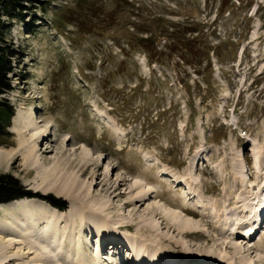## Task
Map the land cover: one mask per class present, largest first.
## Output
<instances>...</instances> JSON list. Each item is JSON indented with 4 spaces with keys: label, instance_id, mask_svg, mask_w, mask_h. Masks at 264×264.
<instances>
[{
    "label": "rangeland",
    "instance_id": "obj_1",
    "mask_svg": "<svg viewBox=\"0 0 264 264\" xmlns=\"http://www.w3.org/2000/svg\"><path fill=\"white\" fill-rule=\"evenodd\" d=\"M29 1L26 11L1 17L7 43L21 54L11 62V90L0 95L14 110L6 129L9 136L0 144V174L11 175L36 195L33 187L40 184V171L29 166L24 153L34 143L45 164L66 157L73 167L87 169L82 179L92 184L91 191L82 189L80 197L110 200V220L119 214L132 220L120 230L160 241L178 263L218 264L227 259L218 257L226 247L233 264H244L231 246L236 240L242 242V257L264 264V217L249 244L230 234L237 221L242 224L249 217L242 204L255 206V199L264 198V0ZM153 17L161 23H148ZM166 33L169 38L195 39L186 59L172 52L177 41ZM144 37L152 41L141 44ZM32 112L46 133L20 147L29 138L22 125ZM101 113L122 133L115 134ZM254 143L262 149L259 176L250 165ZM84 148L92 158H80ZM11 150L6 160L5 152ZM145 153L156 159L151 166ZM192 161L196 187L206 195L204 206L184 205V186L157 172L164 166L182 174ZM234 174L242 182H234ZM138 177L152 181L156 191L132 205L129 192ZM48 195L64 201L67 211V200ZM35 197L55 212H65L45 196ZM157 203L196 210V233L181 240L156 211ZM214 204L220 208L218 215L209 210ZM2 214L0 210V219ZM151 214L159 222L160 239L138 222ZM89 236L84 248L96 250L97 237ZM107 245L109 241L100 248L102 256L120 255L123 264L131 259V248L118 252L121 244Z\"/></svg>",
    "mask_w": 264,
    "mask_h": 264
},
{
    "label": "bare ground",
    "instance_id": "obj_2",
    "mask_svg": "<svg viewBox=\"0 0 264 264\" xmlns=\"http://www.w3.org/2000/svg\"><path fill=\"white\" fill-rule=\"evenodd\" d=\"M101 114L105 117L108 122L107 125L115 134L122 133L108 115L104 113ZM30 115L32 116L22 125V131L25 133L27 132L29 138H24L23 143L21 142L19 145L20 147L28 143L36 135L41 136L46 133V130L43 131L36 121V112L30 113ZM261 150V147H259L257 143H254L251 152L256 176H259L262 171ZM24 151L26 154L25 160L26 158H28V160L30 159L29 166H33L40 171L38 175L40 184L33 187V190L36 191L35 198L43 199L42 196H45V199L49 200L48 194L50 193L53 194V196L67 200L69 205L67 211L64 209V213H57L45 204H42L41 201L38 202L32 198L0 204V210H3L4 213L0 220L5 225L3 226V223L1 224L0 222V264H123L124 261L122 258L120 259V255H118L119 257L114 256L113 258V255L111 256L110 254L103 253V256L100 254V252H103L100 248L104 246L106 241H109V245H107L109 247H111L110 243L113 246L115 244L118 246L121 244V247L117 246L119 248L118 252H123V248L125 247L127 250L131 248L132 261L128 258L125 264H129L130 262L132 264H142V262H146L147 264H159L156 263V258L159 259L158 262L169 260L168 264H186L181 262L178 263L173 260L170 255L165 253L167 246H163L160 241L157 243L154 241H146L144 238L135 236L128 229L120 230L119 226H124L125 223L132 220H129L124 214H119L114 220H110L111 214L109 215L106 213L111 206L110 200L106 201V198L101 201L83 200L79 195L80 191L84 189V192L89 193L92 184L90 182L84 183L82 175L86 173L87 169L80 170L82 165L79 166V169L73 167L75 164H71L66 157H62L52 164H45L39 156L35 154L34 143H28ZM13 152L14 150L5 152V159L9 160ZM92 156V153L84 148L80 158L83 157L85 160L90 157L92 158ZM1 158L2 152H0V160ZM143 158L149 166L156 160L150 153L143 154ZM193 162L194 161L190 163L191 166L182 174L171 172L164 166H162V168H157V172L161 173V176L172 178L177 187L180 185L184 186L185 190H187V194L185 195L184 192L183 196L180 195L184 205L204 206V196L206 195L196 187L193 174ZM14 163H11V165ZM223 165L224 160L221 161L220 168ZM238 169H242V165H240ZM219 171L223 172L222 170ZM240 174L241 171L239 172V175ZM159 178L163 179L162 177ZM237 178L239 177L235 175L233 181L236 182ZM239 180L241 181L240 178ZM245 182L246 181H243V184ZM155 191L156 189L152 181L139 177L134 178L133 189L129 192V202L135 205L139 201H142L148 194H152ZM250 199L253 200L252 198ZM190 200L192 201L190 202ZM255 201L257 203L255 206L247 203L244 205L240 202L243 210H249V217L243 218L244 222L242 224H240L242 220L237 221V228H233L235 226H232L233 229H231L230 234L233 236V240H235V236L236 238H241L238 239L240 241L247 240L245 242L249 244L250 242H248V240L260 227L259 222L261 221L260 224H263V220H261V210L264 211V198H257ZM209 202L208 204L210 205ZM242 202L244 203V201ZM261 204L263 205L261 206ZM183 206L179 208L172 207L166 203L156 204V211L158 210L161 217L168 220L173 225V231L181 237V240L188 234L196 233L199 228L198 223L194 220L198 218L195 212L196 210L186 209L188 207ZM209 210L217 215L221 212L220 208L218 210V206L215 204L211 205ZM219 215L221 217V214ZM147 218L140 217L138 219L139 224H143L145 228L155 230L157 239H160V233L156 230L158 229L159 223L155 220L156 216L151 214ZM227 218L224 219L228 220ZM168 226L170 227V224ZM92 233L97 237L96 246L99 248L96 250L93 248H84V244H87V242L89 243V235ZM166 237L167 235H165L164 238ZM241 244L242 242H236L235 240L231 246L235 254L240 255L244 264H252L253 262L250 257L244 258L242 257L243 255L241 256L242 250L244 249ZM182 246L189 251L184 242ZM117 247L115 249H117ZM86 250L88 251L86 252ZM226 250L225 247L218 253V257L221 259L227 257L226 260H223L224 262L220 260L221 262H218V264H233L234 259L232 260V256L229 257L227 255ZM209 253L210 250L208 249L207 255H209ZM172 254L174 255V253ZM176 258L180 259L178 257Z\"/></svg>",
    "mask_w": 264,
    "mask_h": 264
},
{
    "label": "trees",
    "instance_id": "obj_3",
    "mask_svg": "<svg viewBox=\"0 0 264 264\" xmlns=\"http://www.w3.org/2000/svg\"><path fill=\"white\" fill-rule=\"evenodd\" d=\"M29 2V0H0V95L11 90L10 80L8 77L13 71L11 62L14 57H20L21 54L18 50L13 49L12 46L7 43L4 34V25L1 17L4 15L13 17V15L15 16V13L26 11V4ZM41 5L44 6V4ZM220 5L221 7H223L224 3L222 2ZM148 23L155 25L157 23H161V19L153 17L148 19ZM173 31L176 32V30ZM165 36L169 38L167 33ZM169 39H174L175 41H177V44L172 45L173 47L171 45L170 46L173 49L172 52L178 53L181 59H186L188 52H192L190 50V45L192 43H195V39H178L175 36ZM139 40L141 44L150 43L152 41L150 37H144ZM198 51H200V49L195 48L194 52ZM194 56H197V54H195ZM13 117V108L6 101H0V144L5 137L9 136V133L6 131V129L9 127V121ZM31 197H35V194H32L29 190L22 186L17 179L8 174H0V204L8 203L21 198ZM49 200L52 205L60 210H64L66 208V204L64 201L55 199L52 196H49Z\"/></svg>",
    "mask_w": 264,
    "mask_h": 264
}]
</instances>
